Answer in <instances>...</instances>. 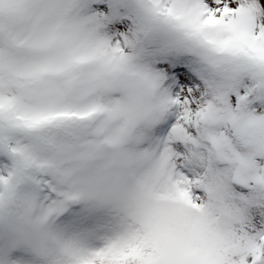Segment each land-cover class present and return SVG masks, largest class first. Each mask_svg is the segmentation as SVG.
I'll return each mask as SVG.
<instances>
[{
	"label": "snow or ice",
	"instance_id": "6c2138e0",
	"mask_svg": "<svg viewBox=\"0 0 264 264\" xmlns=\"http://www.w3.org/2000/svg\"><path fill=\"white\" fill-rule=\"evenodd\" d=\"M0 264H264V0H0Z\"/></svg>",
	"mask_w": 264,
	"mask_h": 264
}]
</instances>
